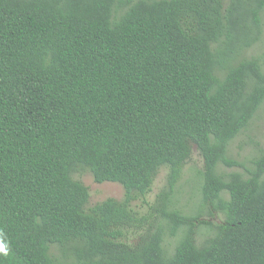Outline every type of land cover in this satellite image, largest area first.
<instances>
[{"label":"trees","instance_id":"trees-1","mask_svg":"<svg viewBox=\"0 0 264 264\" xmlns=\"http://www.w3.org/2000/svg\"><path fill=\"white\" fill-rule=\"evenodd\" d=\"M263 27L264 0H0V264H264V148L229 155L264 103ZM194 145L223 223L175 203ZM85 170L125 197L87 208Z\"/></svg>","mask_w":264,"mask_h":264},{"label":"rangeland","instance_id":"rangeland-1","mask_svg":"<svg viewBox=\"0 0 264 264\" xmlns=\"http://www.w3.org/2000/svg\"><path fill=\"white\" fill-rule=\"evenodd\" d=\"M264 54V27L261 40L246 52V55L260 56ZM264 148V103L260 110L252 120L250 126L240 133L230 144L229 155L234 159L242 162L245 166H250L253 159L260 149ZM225 171H244L241 166L226 167ZM204 169V158L200 153L199 148L194 145L192 157L186 163L182 176L178 182L175 203L185 213L197 214L201 208V220L212 222L213 224L223 223L225 216L212 208L208 203H204L201 194V172ZM169 169L163 167L155 178L151 192L146 196V200H136L132 206L139 212H146L148 204L154 202L158 193L167 183ZM74 177L82 181L90 191V198L87 208L93 207L108 198L123 199L126 190L124 186L118 182H97L93 173L90 170L77 172ZM207 232L205 225L200 229V234L197 240L203 241L206 238ZM177 242L176 238L169 239V247L172 249Z\"/></svg>","mask_w":264,"mask_h":264}]
</instances>
